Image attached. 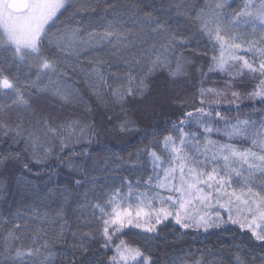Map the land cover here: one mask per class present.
Returning a JSON list of instances; mask_svg holds the SVG:
<instances>
[{
  "label": "trees",
  "instance_id": "trees-1",
  "mask_svg": "<svg viewBox=\"0 0 264 264\" xmlns=\"http://www.w3.org/2000/svg\"><path fill=\"white\" fill-rule=\"evenodd\" d=\"M180 2L181 0H74L75 7L69 6L63 10L58 21L48 28L51 35L62 32L65 23L71 28L80 27L78 22H90L99 31L100 25L106 23L99 20L101 9L105 5L112 6L106 14L107 19L111 20L114 18L113 14H117L115 18H122L120 13L127 14L131 5L139 4L145 11L155 5V15L161 18L172 17V26L178 33L193 37L189 42L177 45L174 52L168 55L170 67L156 68L151 73L147 81L149 91L143 96L128 98L122 106L113 102L111 90L125 81L115 79L112 73L122 74L128 70V66L118 56L111 55L110 46L80 52L77 56L72 53L71 47L61 51L55 44L50 45L48 37H45L41 44L42 55L55 58L60 64L56 74H52L50 78L43 77L36 87L31 85L36 79L35 63L27 57L21 60L14 55V49L0 48V73L7 76L29 102L27 107L12 105L16 98L15 92L0 88V120L13 127L21 124L24 131L23 137L15 139L13 134H0V157H9L0 161V253L4 252L8 243L5 238L10 231H14L16 235H23L25 244L36 237V247L40 248V253L26 264H42L49 253L54 256L51 264H72L73 260L79 261V264H110L109 258L115 255V246L121 240L130 247L139 248L143 253L142 259L147 257L149 264H197L198 261L200 264H236L237 256L244 264H264V241L257 240L251 230L233 223L205 230L196 227L181 228L176 221L168 218L157 225L156 231L152 233L134 225L125 227L114 236L113 243L108 248L100 247L103 242L99 231L102 223H97L93 213H99L91 205L106 200L108 194L116 189H120L121 195L127 197L125 206H136L139 193L147 192L148 197L149 193H155L156 190L145 183L150 177L154 178L153 164L147 152L138 154V150L147 147L161 155L163 162L169 160L167 153L163 152V137L179 134L178 131H173V123L179 121L184 112L201 107V87L223 90L229 79L226 73L208 70L212 56L219 55V48H213V42L200 33V25L193 23L192 19L210 0H183L190 6L183 10V14L174 6ZM211 2L214 3L215 0ZM260 2L261 0H253L256 6ZM97 3L99 7H96ZM228 3L229 11H238L244 0H228ZM170 4L173 5L171 10ZM77 8L83 10L77 11ZM92 8L96 10L92 11ZM73 12L75 15L68 19ZM92 27L87 30L91 31ZM125 27L131 25L126 23ZM241 30L251 32V26H242ZM260 34L258 30L255 37L248 38L258 39ZM74 39L76 38L68 37L69 41ZM163 42L149 36L130 49V54L141 60L133 69L134 75L139 77L148 71L149 47L153 43ZM179 55H183L188 63L179 75L172 77L170 72L176 70V57ZM96 56L107 61L100 66L107 80L106 84L85 75L97 66L94 59ZM69 64L74 67H69ZM259 79L246 74L242 79L232 82L227 95H210L206 98L221 100L219 105L213 107L224 117L211 122L220 132L214 131L207 138L219 144H232L239 151L249 147L258 155L264 154L259 142L253 145V140L264 141V100L260 97L246 98L248 93L257 88ZM37 88L47 90L37 91ZM56 88L72 90L83 98L84 103H65L53 95ZM232 91L242 94L236 103H230L233 100ZM95 92H100L106 103L98 102ZM87 107L91 111H87ZM237 119L255 122V125L249 130L248 136L229 139L223 135L225 120L234 124ZM76 120L80 121L79 126H68L69 122ZM124 120L133 122L134 127L128 126L132 130H120V123ZM85 125L88 127L82 133L81 128ZM184 130L203 133V129L195 121L186 125ZM29 133L39 138L41 152L43 148L51 150V155L43 163H37L32 158L31 147L24 151V137ZM199 139L203 140L205 136L201 134ZM17 152L21 153V159L10 158V154ZM25 164L28 165L27 168L24 167ZM254 176L264 179V173L260 171L255 172ZM76 181H80L79 186ZM17 212L21 218L11 219ZM59 212L63 213V221L57 219ZM17 223H26L27 227L15 229ZM62 223L65 231L60 236ZM152 223H155L154 219ZM73 232L78 233V236L74 238ZM89 232L92 235H84ZM45 241L48 242L47 246ZM81 242L88 251L74 252L72 245ZM12 243L19 244V241ZM0 264H7L2 256Z\"/></svg>",
  "mask_w": 264,
  "mask_h": 264
},
{
  "label": "snow or ice",
  "instance_id": "snow-or-ice-1",
  "mask_svg": "<svg viewBox=\"0 0 264 264\" xmlns=\"http://www.w3.org/2000/svg\"><path fill=\"white\" fill-rule=\"evenodd\" d=\"M74 5V0H0V48L14 49V55L23 60L26 56H32L35 60L36 79L31 82L33 87H36L42 82L43 77H51L56 74L59 68L60 61L55 58H49L41 53V44L45 37H48L49 44L55 46L61 51H66L71 47L72 53L79 55L80 52H85L98 47L110 46L112 56H118L119 59L128 66V70L124 73H112V76L117 80H123L124 83L118 84L112 88L111 95L113 102L119 105H124L128 98L143 96L149 91L148 78L156 68L170 67L168 55L174 52L177 45H183L189 42L193 37L184 36L173 28L172 17L157 16L154 13L157 11L155 5L150 10L145 11L139 4L131 5V10L125 14L120 13L122 18H115L117 14H113L114 18L107 19V13L112 7L105 5L101 9L100 21H106L100 25L98 31L96 27H92L90 22H78L80 27H69L65 23L63 31H58L54 34H49L48 28L51 24L56 23L59 15L67 7ZM180 14L183 10L190 6L181 0L180 3L174 5ZM96 7H99L97 3ZM173 5H169V10ZM163 5H161V9ZM230 4L228 0H215L205 4L204 7L197 11L193 17V23L200 25V33L206 35L210 42H213V48H219V55H213L209 65V71H219L226 73L229 77L228 82L223 90L214 88L199 89V103L201 107H194L192 111L184 112L179 121L172 125L173 131H178V135H166L163 137V152L171 157L170 164L178 162L179 164V182H175V167L165 170V177L158 182L156 187L165 189L171 193L167 197L159 192L152 194L148 198L147 192L139 193V203L147 204L152 209L151 212H145L143 207L128 204L125 206L127 197L121 195V190L108 194L106 200L97 201L91 207L98 210L99 215L94 212L93 215L98 224L102 223V228L99 229L103 242L101 248H108L112 243L114 236L118 235L121 230L130 225L136 228H143L145 231L152 233L156 231L157 225L173 217L176 224L181 228L203 227L205 230L212 227H220L224 221L222 218L219 222H214L209 215H203L199 219L188 216L187 213L181 212L187 205L194 201H199L201 204H210L213 198L221 208H226L229 213L232 211V205L237 204V215L241 214L239 205H243L247 214L252 217L251 222H242L239 219H233L230 215L229 219L233 224L240 223L241 227L247 226L252 230V235L257 240L264 241V227H261V232H257L253 228L256 221H260L259 225H264V191L253 192L248 188L246 193L237 195L236 191L228 192L231 188L233 176L241 178L244 172L247 171L250 179L254 172L260 171L264 173V154L257 155L251 150L239 151L232 144H219L215 141L207 139V136L212 132H220V129L212 126V121L216 118L224 119L219 111H215L213 105H219L220 99L208 100V96L222 97L227 95V90L232 87V82L237 79H242L244 75H250L252 78L259 77L257 88L247 94V99H255L260 97L264 100V0H261L257 7L253 0H244L243 6L239 10L229 11ZM83 9L77 8V11ZM95 11L96 8H92ZM75 12L70 13L68 19H71ZM229 17L231 19H229ZM129 23L131 27H125ZM251 26V32L242 31L243 28ZM92 27L91 31L87 29ZM261 33L258 39H249V36L255 37L257 32ZM83 32V35L81 34ZM152 36L163 40V43H153L149 49L147 56L148 71L142 76L137 77L133 74V69L136 64H140L141 60L130 54V49L138 43H142L145 39ZM68 37L76 39L69 41ZM124 53H128L127 55ZM243 53V54H241ZM250 54V55H249ZM96 65L90 69L85 75L87 78L96 80L97 82L107 83L105 75L101 67L107 61L101 57H94ZM64 63H67L65 61ZM186 59L183 55L176 57V70L170 72V76L176 77L185 67ZM69 67H74L68 65ZM62 71V70H61ZM83 71V69H81ZM66 75V73H64ZM51 82V80H50ZM0 88L11 89L15 92L16 98L12 101V105L28 106L29 102L23 94L16 88L15 84L0 73ZM47 89L37 88V91H46ZM54 96H58L65 103H84L83 98L79 97L75 92L68 88H56L53 92ZM98 102L106 103L103 95L100 92H95ZM233 100L230 103H236L241 99L242 94L237 91H232ZM207 105V107H205ZM239 106V105H238ZM91 111L90 107L86 108ZM110 119V117H109ZM195 121V123L203 129V133L186 132L185 126ZM45 123H47L45 121ZM226 127L223 130V135L229 139L234 137H246L249 135V130L255 125V122L248 120L237 119L234 124L225 120ZM80 121H71L68 126H79ZM129 125L134 124L130 120H124L120 123L121 131H130ZM88 125L81 128L83 133ZM55 131L54 129H49ZM0 134L8 136L13 134L14 139L23 137L24 131L21 124H16L14 127L6 121L0 120ZM205 136L204 148L201 151L199 146V135ZM259 135V133H257ZM25 149L27 151L31 147V155L37 163H43L50 155L51 150L43 148L39 138L33 133H29L24 137ZM261 144V151L264 153V141L253 140V145ZM63 144L64 141L62 140ZM194 149V151H193ZM139 152H147L154 170L162 163V156L156 151L149 150L147 147L138 150ZM211 152L209 156L208 153ZM9 157H0V161ZM12 159H21V153L17 152L10 154ZM221 161L223 162L222 166ZM239 165V167H233ZM244 165H247L245 169ZM28 167L27 164L24 165ZM171 177V181L169 180ZM150 177L146 184H151ZM78 186L80 181L75 182ZM264 190V185L261 186ZM132 189L129 185V193ZM227 197L225 203H220L221 199ZM243 197V198H242ZM159 203V208L153 207L154 203ZM179 205V209L175 214L170 210ZM20 213H14L11 219H20ZM153 218L155 223H152ZM219 218V213H217ZM57 219L63 221V213H57ZM194 221V222H193ZM27 227V224L21 225L17 223L14 228L19 229ZM39 231V230H37ZM65 225L61 224L60 236H63ZM84 235L90 236L91 232ZM75 238L78 233L73 232ZM8 241L4 252L0 256L7 264H26L33 256L40 253V248L36 247V237L31 239L29 244L24 243L23 235H16L14 231H10L5 238ZM19 241V244L12 243ZM45 241V246H47ZM74 252L80 251L85 253L88 248L84 243L73 244ZM115 255L109 258L110 264H139L138 257H142L143 253L139 248L128 246L121 240L116 244L114 249ZM54 259L52 253L44 257L42 264H51ZM236 264H244L239 256L236 258ZM72 264H79V261L73 260ZM143 264H149L148 258L144 257ZM197 264H200L198 261Z\"/></svg>",
  "mask_w": 264,
  "mask_h": 264
},
{
  "label": "rangeland",
  "instance_id": "rangeland-1",
  "mask_svg": "<svg viewBox=\"0 0 264 264\" xmlns=\"http://www.w3.org/2000/svg\"><path fill=\"white\" fill-rule=\"evenodd\" d=\"M259 5H257V7ZM26 57L28 59H30L33 63H35V60H34V58L32 56H26ZM207 139H210V138H207ZM210 140H212V139H210ZM204 143H205V139H203V140L199 139V146H200L201 151L204 148ZM245 150H251L252 152H255L253 149H251L249 147L245 148L244 150H241V151H245ZM193 151H194V149H193ZM208 155L210 156L211 152H209ZM169 160H171L170 156H169ZM169 160L164 161L158 168H156L154 170V172H153L154 178L151 180V184H150L156 190V192H159L161 195H163L165 197H167L168 195L171 194L167 190V188L160 189V188L156 187L158 182H160L165 177V170L175 167V169H176V171H175V182L176 183L179 182V176H180L178 162H176L174 164H170ZM222 164H223V162L221 161V165L220 166H222ZM233 167H239V165H233ZM244 167L246 169L247 165H244ZM254 174H255V172H254ZM254 174L251 176L250 179H247V180L245 179L248 176L247 171L244 172V176L245 177L237 178V177L233 176L232 186H231V188L227 189V191L231 192V191L234 190V191H236L237 195H240L241 193H246L248 188H251L253 192H262V191H264V190H262V187H261L262 185H264V179L261 178L260 176L255 177ZM169 180L171 181V177H169ZM153 193L154 192L149 193V197L148 198H151ZM129 199L132 201V197L131 196L129 197ZM226 200H227V197H225L224 199H221L220 203H225ZM136 204L138 206H140V207H143L145 212H151L152 211V209L149 208L146 203L145 204H140L139 201H137ZM160 206L161 205L158 202L154 203V205H153V207H155V208H159ZM239 207L241 209V214L238 216L237 215V210H236L237 209V204L236 203H234L232 205V211H231V213H229V211L226 208H221L219 206V204H217L216 199L213 198L212 201L210 202V204H201L199 201H194L190 205H187L185 209H182L181 212H182V214L186 212L188 216L194 217L195 219H199L203 215H209V216H211L213 218L214 222H217V223L219 222V219L222 218V220L224 221L223 224L232 223V221L229 219L230 215L233 217V219H239L242 222H244L245 218H246L248 222H251L252 217L247 214L246 210L243 208V205L241 204V205H239ZM177 209H179V205H176L175 208H171L170 210L175 214ZM217 213H219V218H217ZM169 218H172L175 221L174 216L173 217H169ZM154 221H155V219H154ZM236 224L238 226H240V223H236ZM259 224H260V221H258V220L256 221L255 224H253V228H255V230L257 232H261V227H264V225H260V227H256V225H259ZM130 226H132V225H130ZM201 228H203V227H201ZM241 228L249 229V227L247 226V223H245V226L241 227ZM261 234H264V232H261ZM142 257H138L137 258L138 261H139V264H143V260L144 259H142Z\"/></svg>",
  "mask_w": 264,
  "mask_h": 264
}]
</instances>
